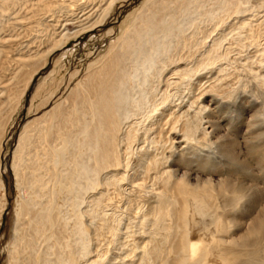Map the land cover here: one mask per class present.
Returning <instances> with one entry per match:
<instances>
[{
    "label": "bare ground",
    "instance_id": "obj_1",
    "mask_svg": "<svg viewBox=\"0 0 264 264\" xmlns=\"http://www.w3.org/2000/svg\"><path fill=\"white\" fill-rule=\"evenodd\" d=\"M15 1L0 0V12ZM20 1L59 37L48 36L47 57L127 0ZM2 53L0 141L1 107L22 92L14 80L38 72ZM70 97L19 136L7 264H104L90 242L120 225L137 227L139 264H264V186L245 155L253 139L264 146V0H145ZM4 191L0 179V225Z\"/></svg>",
    "mask_w": 264,
    "mask_h": 264
},
{
    "label": "rangeland",
    "instance_id": "obj_2",
    "mask_svg": "<svg viewBox=\"0 0 264 264\" xmlns=\"http://www.w3.org/2000/svg\"><path fill=\"white\" fill-rule=\"evenodd\" d=\"M19 1H15L16 4L9 13L7 12L5 14L0 12V49L3 51V56L7 58L11 66L14 65L15 60L22 61L32 58L31 60L34 61L31 65H26V67L22 65L21 68L31 69L32 75L38 72L32 81L31 79L27 80L22 86L18 85L15 82L16 80H14L10 89L18 88L22 92L18 95L17 101L13 106H9L10 103L7 101V104L1 107L4 114L10 115V120L5 124V130L7 132H5L4 137L0 141V179L4 183L5 191L3 194H5V200L7 202V213H4L3 220L1 219V222H3L0 225V264H7L8 261L7 249L12 237L15 212L19 203V191L16 187L13 157L24 125L32 119L42 116L54 105H60L64 109L70 108L72 103V97H70L71 91L86 75L88 66L100 60L107 53L110 43L116 40L125 24L139 11L145 0L117 2L101 25L96 26L91 31L79 34L77 38L69 37L66 45L54 51L50 56H47L48 58L46 57V53L52 48L50 39L58 40L59 37H50L47 34V31L49 34L52 33L49 27L44 28L42 24L37 25L31 22L29 19L30 16L25 15L23 2ZM204 1L212 2V0ZM249 6H254V3L249 2ZM60 16H64V14L57 13L56 17L58 18ZM191 17L187 20L185 19L186 21L184 20V23L182 19H179L178 22L185 24L191 21V19L198 21V15ZM62 18L60 17V19ZM45 20L47 19L45 18ZM48 20H51L48 25L55 23L52 18H48ZM75 25H69L66 28L70 32H74L78 30L77 25ZM185 29L187 34L193 28L187 26ZM48 36L50 39H48ZM164 44L167 49L170 48L168 41L164 40ZM7 73L10 74L11 72ZM2 86L0 84V91ZM5 98L8 99V94L2 96V101ZM234 107L236 108V105H233L231 108L235 109ZM250 142L249 146L255 149V151L250 150L248 152L245 150L246 160L250 164L252 174L256 176L255 179H257L259 185L264 186V146L262 147L263 150L257 149L260 141L253 139ZM117 212L116 214H119V210ZM118 228L120 231L114 237L104 228L97 230L98 232H96L99 234V236L98 234L95 236L97 240L90 242L89 247L91 253L96 254L97 250L98 254L96 255L100 256V260H105L104 264L112 259H114V262L116 261V264H139L138 260H136L138 259L136 245L140 243L137 227H131L130 231L126 234L122 230L124 228L121 225ZM90 229L91 232H94L93 225ZM104 243L107 245L106 248ZM106 251L107 256L105 255ZM127 253L131 255H127ZM126 256L129 259L124 260Z\"/></svg>",
    "mask_w": 264,
    "mask_h": 264
}]
</instances>
